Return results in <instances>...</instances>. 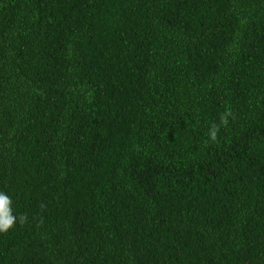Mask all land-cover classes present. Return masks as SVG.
I'll use <instances>...</instances> for the list:
<instances>
[{"label": "trees", "instance_id": "16d2710c", "mask_svg": "<svg viewBox=\"0 0 264 264\" xmlns=\"http://www.w3.org/2000/svg\"><path fill=\"white\" fill-rule=\"evenodd\" d=\"M0 192V264H264V0H0Z\"/></svg>", "mask_w": 264, "mask_h": 264}, {"label": "clouds", "instance_id": "9594fccd", "mask_svg": "<svg viewBox=\"0 0 264 264\" xmlns=\"http://www.w3.org/2000/svg\"><path fill=\"white\" fill-rule=\"evenodd\" d=\"M230 115V112H225L221 115L219 124L213 123L210 126L208 136L212 142H217L220 127H227ZM12 203L13 202L8 195L0 192V233H8L17 223V217L12 211ZM26 220V214H22L19 217L21 224L25 223Z\"/></svg>", "mask_w": 264, "mask_h": 264}]
</instances>
